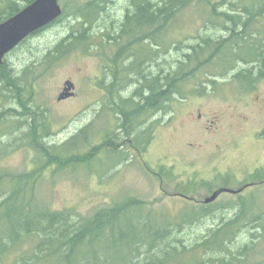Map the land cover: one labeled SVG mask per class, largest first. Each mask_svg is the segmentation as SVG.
<instances>
[{
	"label": "rangeland",
	"instance_id": "374dc122",
	"mask_svg": "<svg viewBox=\"0 0 264 264\" xmlns=\"http://www.w3.org/2000/svg\"><path fill=\"white\" fill-rule=\"evenodd\" d=\"M161 1L152 0L154 4ZM4 2L0 0V10ZM89 2L59 0L63 15L30 36L0 65L20 72L35 63L38 77L31 78L30 92L25 97L27 110L23 104L11 105L7 99H0L2 120L15 126L23 122L0 132V172H33L42 164L39 156L43 154L38 147L54 146L59 152L88 128V135L67 146L64 156L84 157L91 165L61 171L49 167L36 183L39 204L71 213L73 224L132 200L146 213L168 219L212 206L198 223L176 234L175 238L191 248L201 243L211 229L234 219L241 203H252V213L264 216V14L254 15L248 30L259 46L258 61L237 62L227 71L206 67L196 79L183 84L185 98L174 97L165 111L138 115L128 128L120 114V107L127 110L123 104L136 90H146V78L176 68L201 42L200 38L227 39L228 32L221 27L224 20L217 14L241 15L247 7L258 14L264 9V0H195L167 21L158 37L160 47L147 39V34L156 32L153 27L134 36L123 34L127 15L134 13L133 0H108L91 22L76 13ZM81 30H86L87 49L64 55L51 66L43 64L50 51ZM133 39L136 42L129 44ZM249 47L251 52L256 50L253 44ZM240 73H251L249 82L238 80ZM67 81L74 83L75 95L58 102ZM40 125L45 126L40 128V136L45 135L35 145L33 129ZM107 139L117 155L100 152L101 146L108 148ZM95 155L99 157L92 162ZM250 183L255 185L239 194L224 193L215 202L204 203L220 188L237 191ZM5 189H0L2 195ZM252 228L249 225L238 232L230 246L233 251L235 247L250 246L255 251L250 262L264 264V233L252 231L256 235L253 237L248 233ZM37 241H25L18 252L8 253L4 264H12L17 254H24ZM116 254L114 250L109 256Z\"/></svg>",
	"mask_w": 264,
	"mask_h": 264
},
{
	"label": "trees",
	"instance_id": "16d2710c",
	"mask_svg": "<svg viewBox=\"0 0 264 264\" xmlns=\"http://www.w3.org/2000/svg\"><path fill=\"white\" fill-rule=\"evenodd\" d=\"M34 1L5 0V7L0 10V24ZM194 1L162 0L160 4H154L152 0H133L134 13L127 16L122 32L134 36L143 29L153 27L156 32L147 34V38L160 47L158 37L167 21ZM107 2L108 0H90L84 7L78 8L76 13L91 22V17L100 14ZM204 2L208 3L210 0ZM245 9L241 15L217 14L224 20L221 27L228 32L227 39L215 40L209 36L200 38L201 42L191 48V52L185 55L184 60L179 61L176 68L153 79L146 78V90H136L131 100L123 104L127 110L119 106L125 127L132 126L138 115L167 110L168 103L176 96L185 98L183 84L196 79L197 74L206 67L216 66L227 71L233 69L237 62L258 61L259 46L254 44L256 41L250 38L248 30L254 15L260 17L264 14V9L258 10V14H253V9L249 7ZM243 18L246 20L242 22ZM85 31L81 30L78 35L72 34L69 40L62 41L54 51L49 52L43 64L51 66L64 55L78 49H87ZM134 42L136 40L133 39L129 44ZM250 44L256 46L253 52ZM35 67V63H32L20 72L7 65L0 67V99H7L11 105L16 102L23 104L27 110L29 106L25 104V97L30 92V81L38 78ZM208 73L210 74L206 72ZM250 75L251 73H240L236 78L247 83ZM112 87H115L114 82ZM2 119L0 117V132L23 125L19 121L15 126ZM40 128L45 129V126L33 129L35 145L44 139V133L40 136ZM87 129L62 146L63 151L60 149L57 152L54 146L38 147L37 150L44 155L39 156V164H42L31 173L0 172V189L6 188L4 195L3 192L0 193V264H4L8 253L18 252L20 245L32 238L38 239L34 247L27 249L24 254H17L12 264H138L137 260L139 264H254L250 262V258L255 251L250 246L235 247L234 251L230 246L236 241L237 233L247 229L249 225L254 226L248 231L251 236H256L252 232L256 230L264 233V216L252 213V203H241L240 212L234 219L211 229L201 243L196 242L191 248L184 245L180 238H175L176 234L184 229L186 231L194 222L198 223L208 215L212 206H201L198 212H183L178 217L168 219L155 213H146L144 207L132 200L99 210L92 217L83 218L74 224L71 213L57 212L41 206L35 190L36 183L45 170L58 167L61 171L81 164L91 165L90 160L87 161L84 157L64 156V150L69 148L67 146L75 145L88 135ZM107 141L108 148L103 145L100 152L110 151L117 155V149L112 148L111 142ZM30 145L35 148L34 143ZM98 157L95 155L92 162ZM105 243L109 244L105 246ZM114 250L117 251V256H109ZM120 250L122 255L118 254Z\"/></svg>",
	"mask_w": 264,
	"mask_h": 264
},
{
	"label": "water",
	"instance_id": "95a60500",
	"mask_svg": "<svg viewBox=\"0 0 264 264\" xmlns=\"http://www.w3.org/2000/svg\"><path fill=\"white\" fill-rule=\"evenodd\" d=\"M63 15L59 0H35L15 16L0 24V65H3L7 55L17 49L24 41L37 32L47 28ZM75 85L72 81L64 84L63 92L57 98L58 102L70 99L75 95ZM243 191L220 188L204 200L205 204L215 202L224 193L239 194Z\"/></svg>",
	"mask_w": 264,
	"mask_h": 264
},
{
	"label": "flooded vegetation",
	"instance_id": "af4514ba",
	"mask_svg": "<svg viewBox=\"0 0 264 264\" xmlns=\"http://www.w3.org/2000/svg\"><path fill=\"white\" fill-rule=\"evenodd\" d=\"M127 16H128V15H127ZM126 18H127V17H126ZM147 39L150 40L149 37H148ZM133 64H134V63H133ZM135 71H137V70H135ZM253 185H255V183H254V184H251V183H250V184H246L244 187H242V188H240V189H243V191H244V190H246L247 188L252 187ZM228 189H229V188H228ZM240 189H239V190H240ZM243 191H242V192H243Z\"/></svg>",
	"mask_w": 264,
	"mask_h": 264
}]
</instances>
